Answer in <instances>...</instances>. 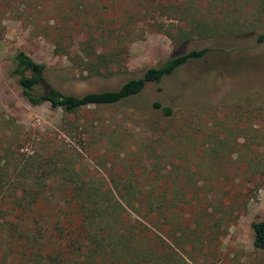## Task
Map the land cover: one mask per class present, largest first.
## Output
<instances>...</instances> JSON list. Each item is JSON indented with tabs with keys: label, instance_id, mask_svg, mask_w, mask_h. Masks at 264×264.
Wrapping results in <instances>:
<instances>
[{
	"label": "rangeland",
	"instance_id": "rangeland-1",
	"mask_svg": "<svg viewBox=\"0 0 264 264\" xmlns=\"http://www.w3.org/2000/svg\"><path fill=\"white\" fill-rule=\"evenodd\" d=\"M171 1L155 19L124 20L121 9L138 0H0V109L31 139L28 152L46 143L75 153L78 169L108 183L163 186L167 198L178 189L189 202L177 232L183 260L264 264L252 228L264 219V0ZM88 42L118 53L116 75L91 76ZM205 47L141 93L75 112L31 105L11 74L22 49L46 64L54 87L83 95L116 90Z\"/></svg>",
	"mask_w": 264,
	"mask_h": 264
},
{
	"label": "trees",
	"instance_id": "trees-1",
	"mask_svg": "<svg viewBox=\"0 0 264 264\" xmlns=\"http://www.w3.org/2000/svg\"><path fill=\"white\" fill-rule=\"evenodd\" d=\"M165 8L164 0H138L136 8L126 6L121 14L124 20L135 15L155 19ZM83 50L91 76L111 78L118 73L112 68L120 62L118 53L92 42ZM207 51L205 47L172 55L116 90L83 95L54 87L47 80L46 64L22 49L12 55L11 74L31 105L49 102L52 108L75 112L133 97L149 82H160ZM155 107L166 116L173 113L160 102ZM12 124L0 109V264H191L178 249L181 212L189 203L177 196L178 189L167 198L163 186L159 191L132 179L108 183L101 175L78 169L75 153L46 143L43 151L28 152L31 139ZM252 228L255 247L264 249V219L254 221Z\"/></svg>",
	"mask_w": 264,
	"mask_h": 264
}]
</instances>
